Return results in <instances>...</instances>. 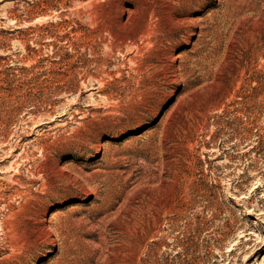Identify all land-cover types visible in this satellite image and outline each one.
<instances>
[{"label":"rangeland","instance_id":"rangeland-1","mask_svg":"<svg viewBox=\"0 0 264 264\" xmlns=\"http://www.w3.org/2000/svg\"><path fill=\"white\" fill-rule=\"evenodd\" d=\"M0 264H264V0H0Z\"/></svg>","mask_w":264,"mask_h":264}]
</instances>
